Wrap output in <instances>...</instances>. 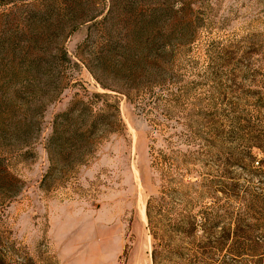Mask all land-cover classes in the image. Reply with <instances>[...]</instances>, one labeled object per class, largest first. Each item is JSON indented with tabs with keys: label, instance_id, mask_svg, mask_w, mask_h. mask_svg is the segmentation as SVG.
I'll return each instance as SVG.
<instances>
[{
	"label": "rangeland",
	"instance_id": "374dc122",
	"mask_svg": "<svg viewBox=\"0 0 264 264\" xmlns=\"http://www.w3.org/2000/svg\"><path fill=\"white\" fill-rule=\"evenodd\" d=\"M41 1L0 0V37ZM103 3L76 0L87 17L52 35L42 74L24 53L0 66V264H264V0H139L105 21ZM112 25L136 48L127 96L93 100L85 64ZM75 100L115 123L64 172L45 144Z\"/></svg>",
	"mask_w": 264,
	"mask_h": 264
},
{
	"label": "trees",
	"instance_id": "16d2710c",
	"mask_svg": "<svg viewBox=\"0 0 264 264\" xmlns=\"http://www.w3.org/2000/svg\"><path fill=\"white\" fill-rule=\"evenodd\" d=\"M69 1L72 2V5L69 4ZM75 3L76 0H65L66 7L63 14L56 12L54 0H51V3H49L48 0L41 1L40 8L31 7L30 5L25 16L26 27L19 31L14 38L5 36L0 37V66L6 67L12 64L11 67H13L15 65L14 61L18 55L20 56L24 53V56H22L23 59L31 55L32 59L30 62L37 75L51 68L53 59L48 48L52 35H56L58 31L65 29L67 25L71 26L72 30H74L76 22L82 17L84 18L81 19L80 22H84L87 17L84 15L78 17L77 13L73 11V4L78 5L79 8L86 11V13L89 12L88 7ZM103 6L108 9V15L104 17L105 21L108 16L117 10L137 14L135 10H137V6H139V0H104ZM152 21L153 17L149 20H140L142 26L137 27L132 32V35L135 36L134 42L142 39L144 35L143 29ZM103 31L105 33V45L85 64L86 69L98 86L106 91L103 94H93V100L107 99V92L127 96L124 87L129 82V74L133 69L131 65H129V61L133 59L130 53L136 49L130 47L129 33L122 34L116 31L113 25L110 26V28L104 26ZM154 41L155 40L148 42L142 48L143 53L152 52ZM23 50L24 52H22ZM59 51H61L64 58V52L62 50ZM4 54L6 56H4ZM10 54L12 55L11 59L9 56ZM116 55L120 56V60L118 61V66L120 67H112L111 71H106L107 67L103 69L102 64H105V61L108 59L109 61L111 59L115 61L114 57H116ZM11 69L14 70L15 68ZM119 73H125L121 80H119ZM35 76L34 73V81L39 84L38 77ZM109 108L110 106L104 103L102 109H99L98 112H93L92 103H85L80 100L72 102L68 109L64 113L58 115L52 123V132L45 144L48 162L51 164L55 158L64 155L62 158L64 164L61 166L64 172H69L72 168L79 165L90 151L96 139L101 138L106 132H109L112 123H115L114 115L110 113ZM204 215L203 219H208L207 217H210V214ZM146 217L148 222H151L149 207L146 209ZM255 243L254 246H249L250 251L258 248L257 244L259 243Z\"/></svg>",
	"mask_w": 264,
	"mask_h": 264
}]
</instances>
